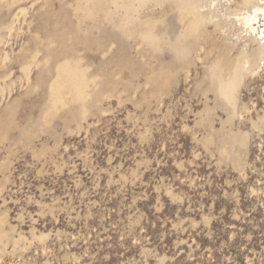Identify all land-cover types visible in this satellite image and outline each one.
<instances>
[{
  "label": "rangeland",
  "instance_id": "374dc122",
  "mask_svg": "<svg viewBox=\"0 0 264 264\" xmlns=\"http://www.w3.org/2000/svg\"><path fill=\"white\" fill-rule=\"evenodd\" d=\"M0 264H264V0H0Z\"/></svg>",
  "mask_w": 264,
  "mask_h": 264
}]
</instances>
